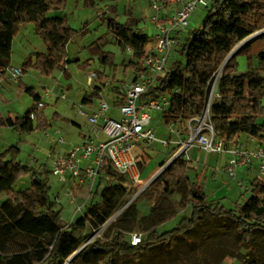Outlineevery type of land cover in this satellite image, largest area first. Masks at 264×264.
Wrapping results in <instances>:
<instances>
[{
    "label": "trees",
    "instance_id": "obj_1",
    "mask_svg": "<svg viewBox=\"0 0 264 264\" xmlns=\"http://www.w3.org/2000/svg\"><path fill=\"white\" fill-rule=\"evenodd\" d=\"M66 0H0V82L10 66L12 43L19 26L34 23L38 34L47 44L45 54L37 53L35 67L44 75L56 68L78 62L67 57L66 46L74 37V31L65 18H48V13L64 7ZM207 15L199 29L189 32L183 43V33H178L176 51L184 61H175L166 75L159 80V90L170 97V108L162 113L163 122L192 126L198 124L208 108L212 86L216 76L207 122L218 138L238 140L246 135L264 147V53L256 56L248 47L240 54L246 58L247 70L238 71L237 57L230 59L222 69L234 48L254 33L264 29V0H214L206 8ZM131 18L125 24L115 19L108 22L118 44L130 49L138 61L131 62L133 70L143 71L142 59L152 37L136 27ZM264 39V38H263ZM103 62L108 56L102 57ZM32 66V60L23 67V74ZM26 92L39 103L41 97L32 88ZM101 89L83 99V104L101 100ZM118 92V91H117ZM121 96L122 92H118ZM120 96V97H121ZM29 111L23 117L0 120V124L20 132L35 130ZM180 148V147H179ZM18 149L11 147L0 153V264H65L88 241V228L100 230L126 203L127 189L124 179L113 169L107 168L105 176L114 184L100 193V201L86 206V213L66 224L61 218L57 203L50 197V185L46 169L37 171L18 162ZM11 155V157H9ZM164 165V164H163ZM189 161L178 158L151 183L139 196L124 208L104 229V239H97L70 264H124L138 262L154 248H173L179 239L197 231L209 221L228 220L237 233V243L228 253L231 259L244 264H264V251L256 247L254 234L264 233V179L257 178L251 184V196L243 205L227 209L215 201H207L202 175L189 178ZM24 176L32 179L31 188L16 191L18 180ZM177 192L185 199L177 202L169 196ZM98 194V192H97ZM202 200L191 205L190 216L184 217L170 231L159 233L157 227L177 217L178 206H187L188 200ZM153 202L147 215L137 218V202ZM141 227V243L133 246L130 235ZM245 250L246 255L241 251Z\"/></svg>",
    "mask_w": 264,
    "mask_h": 264
},
{
    "label": "rangeland",
    "instance_id": "obj_2",
    "mask_svg": "<svg viewBox=\"0 0 264 264\" xmlns=\"http://www.w3.org/2000/svg\"><path fill=\"white\" fill-rule=\"evenodd\" d=\"M151 1L66 0L63 8L50 11L48 18H65L68 26L75 33L66 46V53L68 59L79 61L67 64L66 73L63 69L56 68L50 75H44L35 67L37 53H47L48 47L41 35L38 34L34 23L19 26L14 36L10 67L23 69L30 60H32V66L27 69L18 82L6 79V77L1 80L0 120L23 117L29 111L36 109L37 102L31 94L26 92L28 88H32L40 97H43L47 90L52 91V94L41 100L45 104V108L33 120L35 127L33 132H20L0 124V153L15 147L19 150L16 156L18 162L37 171L46 169L50 172L46 174L51 187L50 197L54 202L57 197L61 200V203L56 205V209L61 211V218L66 224L82 217L86 213V206L100 201V193L105 187V182L103 181L100 187L97 183L91 194L89 184L81 191L76 190V197L72 201L67 196L68 190L72 188V183L63 184L58 177L51 173V156L67 152L83 142L82 134L88 132L90 125L87 118L79 115L80 107L91 114L97 109L100 101H105L113 108L109 115L120 119L119 112L114 107L115 102L120 98L116 94L117 91H122L123 86L133 76L134 70L130 63H136L138 60L134 58L133 52L118 44L114 34L108 30V22L110 19H115L118 23L125 24L131 18L137 22V28L152 37L155 29L149 23V19L153 15ZM206 15L207 10L203 8H198L193 13L189 27L181 38V43L189 32L202 27ZM256 35L258 36L254 37ZM251 37L254 39L250 43L236 52L242 41L233 50L234 57H237L240 73L247 70L246 58L242 55L239 56L243 50L248 47L255 53L264 50V29L254 33ZM103 56H108L106 63L103 62ZM256 56L254 55L255 64H257ZM175 61H184L177 51L171 54L169 64L172 65ZM93 73L97 77L91 84L89 80ZM219 74L218 72L212 86V97L216 90ZM95 85H98L102 90L101 100L94 99L92 104H83V99L93 94ZM63 95H65V99L62 98ZM188 125L189 123L181 127L175 125V132L172 133L163 122L161 112L153 115L151 128L158 138H164L171 144L168 146H162L159 143L150 146L142 145L139 150L142 154L138 159L143 184L132 186L130 190H127L126 203H121L119 211L136 199L140 187L146 184L149 186L166 171L167 163L180 151L177 142H183L182 139L187 141L191 137ZM197 125L192 127L195 128ZM177 130L180 131L179 137H176ZM61 138L65 139L63 145L58 144V140ZM246 139L247 136L244 135L242 142L244 143ZM247 146L250 148L251 145ZM192 155L194 159L190 161L192 166H190L189 178L202 175L206 200L218 202L227 209H235L238 205H243L251 196L253 181L257 178L264 179L255 160H252L248 167L239 168L237 177L233 179L223 172V157L207 154L201 150L194 151ZM127 181L131 184L129 180ZM240 182L243 183V187L239 185ZM31 186L32 179L29 176H24L16 183L15 190L25 191ZM169 197L177 202L185 199L177 192L172 193ZM259 197L264 199V194L260 193ZM5 200L6 195H0V202ZM201 200V198L192 197L188 200L186 207L178 206L177 217L171 221L162 222L157 227L159 233L175 228L184 217L190 216L191 205ZM152 207L153 202L146 200L137 202L138 220L142 215H147ZM111 219L101 228L100 233H98L99 230L92 232V229L88 228L89 239L81 246L82 248L87 245V248L81 251L79 256L95 240L104 239V229L112 222ZM134 231L142 233L141 227H136ZM254 239L256 247L262 248L264 251V233L256 232ZM236 243L237 233L232 222L228 220L209 221L197 231L188 234L185 239H179L175 247L171 249L164 246L154 248L148 255L142 256L138 262L128 261L124 264H244L239 259L234 260L227 256ZM241 253L247 254L245 250H242Z\"/></svg>",
    "mask_w": 264,
    "mask_h": 264
},
{
    "label": "built area",
    "instance_id": "obj_3",
    "mask_svg": "<svg viewBox=\"0 0 264 264\" xmlns=\"http://www.w3.org/2000/svg\"><path fill=\"white\" fill-rule=\"evenodd\" d=\"M213 1H151L153 15L149 23L155 32L147 46V54L141 61L143 71L136 73L134 79L124 85L123 95L115 102L114 107L119 112L120 119L109 115L113 108L105 101H100L97 109L91 114L80 107L79 115L87 118L90 125L88 132L82 134L83 142L67 152L51 156V173L63 184L72 183V188L67 192V196L72 201L76 197L75 191L85 188L88 184L91 186L90 194L97 183L99 187L103 181L105 187L113 186V180L105 176L107 168L113 169L124 179L121 183L127 190H130L132 186L143 184L138 159L142 145L150 146L159 143L162 146H168L171 144L170 141L159 139L151 128L153 115L157 112H166L171 105L170 97L158 89L159 80L166 75L171 66L170 56L176 51L180 42L178 33H184L188 29L191 16L198 8L206 9ZM22 76L21 69L9 66L5 70L6 79L18 82ZM96 77L95 73L91 74L90 81H94ZM51 94L52 91L47 90L45 96ZM62 98L65 99V95ZM44 108L45 104L42 101L37 103L36 109L30 115L31 119H36L38 113ZM208 115L209 112L206 111L205 116L197 120L198 125L195 128L192 127L191 122L189 123L191 137L187 141L177 143L180 151L173 159L184 157L189 161L188 152L197 148L207 154L229 155L223 172L233 179L237 177L239 168L248 167L252 160L257 161L260 174L264 176V147H261L254 139L251 141L255 146L248 148L240 141L216 137L212 125L207 122ZM168 128L172 133L175 132L174 124ZM176 134H180V131L177 130ZM64 143V138L58 140V144ZM239 185L243 187V183L240 182ZM147 187L148 184L140 187L136 197ZM55 202L59 204L61 200L57 197ZM141 235L137 232L130 235L133 246L141 243Z\"/></svg>",
    "mask_w": 264,
    "mask_h": 264
},
{
    "label": "crops",
    "instance_id": "obj_4",
    "mask_svg": "<svg viewBox=\"0 0 264 264\" xmlns=\"http://www.w3.org/2000/svg\"><path fill=\"white\" fill-rule=\"evenodd\" d=\"M186 32H184L183 34H182V37L184 36V34H185ZM262 53H264V50L263 51H260V52H258V53H255V52H253V54L254 55H259V54H262ZM135 75H136V72L134 71L133 72V76H132V78L127 82V83H129L130 81H132L133 79H134V77H135ZM100 77V76H99ZM90 81V80H89ZM95 81H90V83L91 84H93ZM126 83V84H127ZM124 87V86H123ZM120 88V87H119ZM118 88V89H119ZM94 89L96 90V89H100L99 87H98V85H95L94 86ZM123 89V88H122ZM121 89V90H122ZM94 90V91H95ZM122 92V91H121ZM114 93H115V91H114ZM101 96H102V92H101ZM116 96L117 97H120L121 95L120 94H118V92H117V94H116ZM44 97H47V96H45V94H44V96L43 97H41V100L44 98ZM179 135L180 134H176V137H179ZM244 137V135H242V136H240V138L237 140V141H240L241 143H243L242 142V138ZM170 138H171V136H170ZM159 139H161V140H165L164 138H159ZM183 140H185V139H182V141ZM176 142V141H175ZM178 143V142H177ZM245 146H247L248 144H250L251 146H250V148H253L254 146H255V144L254 143H252V141H251V139L250 138H248L247 137V139H246V141L243 143ZM248 147V146H247ZM198 152V151H200V149H195L194 148V150L192 149V150H190L189 152H188V154H189V158H190V160H189V166H192V164L190 163V161H192L193 159H194V157H193V155H192V153L193 152ZM142 153L141 152H139V156L141 155ZM192 157V158H191ZM220 157H223L222 159H223V162H224V165H223V168H224V166H225V164L227 163V161H228V158H229V155H223V156H220ZM81 191V190H80Z\"/></svg>",
    "mask_w": 264,
    "mask_h": 264
},
{
    "label": "water",
    "instance_id": "obj_5",
    "mask_svg": "<svg viewBox=\"0 0 264 264\" xmlns=\"http://www.w3.org/2000/svg\"><path fill=\"white\" fill-rule=\"evenodd\" d=\"M252 36V35H251ZM250 36V37H251ZM249 38V37H248ZM246 40V39H245ZM233 52V53H232ZM231 53H230V55L228 56V58L226 59V61H225V63H224V65H223V67H222V69L224 68V66L226 65V63L230 60V59H232L233 57H234V51H232ZM211 100H212V94H210V99H209V104H208V108H207V111L209 112V108H210V104H211ZM177 158L178 157H175L174 159H172L169 163H167V165H166V170L169 168V166L170 165H172L176 160H177ZM124 209V208H123ZM123 209H121L113 218H112V220L123 210ZM81 249V248H80ZM80 249L79 250H77L67 261H66V263L65 264H70L71 262H73L79 255H77L78 254V252L80 251Z\"/></svg>",
    "mask_w": 264,
    "mask_h": 264
},
{
    "label": "bare ground",
    "instance_id": "obj_6",
    "mask_svg": "<svg viewBox=\"0 0 264 264\" xmlns=\"http://www.w3.org/2000/svg\"><path fill=\"white\" fill-rule=\"evenodd\" d=\"M257 36H258V35L254 36V37H257ZM254 37H250V38L244 40V41L240 44V46L237 48L236 52H237L241 47H243V46H245L246 44L250 43V42L254 39ZM85 248H87V245H84V246L80 249V251L78 252L77 255H79L81 251H84Z\"/></svg>",
    "mask_w": 264,
    "mask_h": 264
}]
</instances>
